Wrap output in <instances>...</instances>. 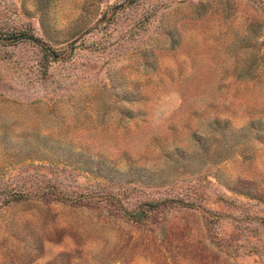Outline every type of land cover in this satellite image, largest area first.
I'll list each match as a JSON object with an SVG mask.
<instances>
[{"label":"rangeland","instance_id":"374dc122","mask_svg":"<svg viewBox=\"0 0 264 264\" xmlns=\"http://www.w3.org/2000/svg\"><path fill=\"white\" fill-rule=\"evenodd\" d=\"M0 264H264V0H0Z\"/></svg>","mask_w":264,"mask_h":264},{"label":"trees","instance_id":"16d2710c","mask_svg":"<svg viewBox=\"0 0 264 264\" xmlns=\"http://www.w3.org/2000/svg\"><path fill=\"white\" fill-rule=\"evenodd\" d=\"M20 38H24V36H22V37H20ZM138 218H139V216H138ZM139 219H141V217H140Z\"/></svg>","mask_w":264,"mask_h":264}]
</instances>
